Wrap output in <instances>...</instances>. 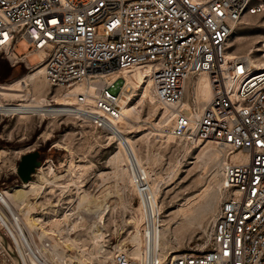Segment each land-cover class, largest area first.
Returning <instances> with one entry per match:
<instances>
[{"label": "built area", "instance_id": "2783aa9c", "mask_svg": "<svg viewBox=\"0 0 264 264\" xmlns=\"http://www.w3.org/2000/svg\"><path fill=\"white\" fill-rule=\"evenodd\" d=\"M248 15L264 16V0H0V58L11 66L23 62L26 70L43 64L49 85L64 91L75 83L93 84L92 91L76 93L77 101L88 98L92 104L69 107L91 116L95 125L105 127L121 109L117 81L107 74L151 63L159 100L175 109L169 139H211L224 150L222 197L203 246L164 252L146 232L142 260L123 243L101 264H264V64L256 66L246 54L225 53L235 25ZM18 39L32 48L16 54ZM261 47L264 59L263 42ZM31 52L39 56L33 64L26 62ZM200 71L208 75L212 96L196 115L195 95L191 108L174 104L184 99L187 80ZM49 101L55 102L53 96ZM3 102L22 104L32 114L38 107L33 96ZM45 161L33 176L41 166L46 169ZM134 168L136 197L148 225L159 213L151 209L143 171L135 163ZM1 190L0 232L19 264H97L88 258L79 262L77 248L58 244L72 227L51 224L57 211L45 210L43 226L26 230ZM107 240L102 252L108 250Z\"/></svg>", "mask_w": 264, "mask_h": 264}, {"label": "rangeland", "instance_id": "374dc122", "mask_svg": "<svg viewBox=\"0 0 264 264\" xmlns=\"http://www.w3.org/2000/svg\"><path fill=\"white\" fill-rule=\"evenodd\" d=\"M229 41L233 43L229 49L235 55L247 54L246 51L251 46L260 48L262 41L264 42V16L243 17L235 25ZM31 48L32 45L24 39H18L13 51L21 54ZM252 55L254 59H260L258 50ZM38 60L39 56L36 52L26 56V62L29 64ZM5 63L0 65L2 69ZM26 69L28 68L23 62H17L15 66L10 67L9 74L0 79V84L19 79L31 71L32 67ZM196 78L188 81L189 92H185L183 100L189 103L194 95L192 84ZM42 81H44L43 77ZM116 81L117 90L121 92L124 82L121 78ZM44 90L47 99L50 95L65 93L64 90L50 87L47 83ZM0 100L26 101L8 97H0ZM139 100H141V89L137 88L135 94L128 99V103L137 105ZM149 106V98H146L139 108L140 118L133 119L134 121L131 120L132 118H127L133 128L130 131L126 130V133L132 136L145 168L159 181L162 219L160 223H163V229L168 227V241L163 251L201 247L208 239L212 219L222 197V155L225 153L215 142L194 145L192 141H171L168 134H164L167 133L166 129L163 133H158L159 128L155 123L161 116V104L156 107L157 109ZM203 146L210 151L219 150L222 155L218 151L219 157L207 158L201 154ZM32 149L40 151L42 161L46 159L44 164L46 169L42 166L31 180H37L41 174L52 179L56 174L58 176L56 183L61 182L64 186H49L43 182L42 188L29 194V202L34 206L30 210L31 216L41 217L45 210L57 211V216H64L59 221V218L53 214L52 216H55L52 219L55 220L53 224L71 226L70 237L88 246L94 214L79 206L77 196L82 194V190L94 194L110 189L111 205L105 214L102 230L104 236L107 234L104 240L108 239L106 247L108 250L102 253L110 256L106 259L109 262L113 247L126 243L132 250L131 236L137 227L135 223L139 211L138 200L133 187L118 175V165L114 163L117 151L114 136L104 127L95 125L92 120L83 121L80 117L66 114L52 116L34 113L26 117L0 114V150H4L0 154V188L11 189L21 185L15 173L16 161L21 153ZM48 165L53 166V173ZM25 189L28 190L29 187ZM184 211L186 216L183 214ZM79 215L82 218L78 217ZM43 220L45 222L46 218ZM6 253L0 242V264H15L13 258ZM94 253L91 254L90 259L97 260Z\"/></svg>", "mask_w": 264, "mask_h": 264}, {"label": "bare ground", "instance_id": "6f19581e", "mask_svg": "<svg viewBox=\"0 0 264 264\" xmlns=\"http://www.w3.org/2000/svg\"><path fill=\"white\" fill-rule=\"evenodd\" d=\"M233 32V31H232ZM232 34V33H231ZM231 37V35H230ZM230 37L228 38L225 46V53L228 56L235 55L233 51H231L229 48L233 45L232 42H230ZM240 39V38H239ZM240 42V41H239ZM263 42V41H262ZM264 43V42H263ZM256 50H262V47H249L247 49V54L254 64L256 66H260L264 64V59L260 57L259 60H256L253 58V52ZM33 54V53H32ZM44 66L43 64H37L35 66H32V70L28 73L22 75L19 79H16L10 83H3L0 84V97H8L9 99L17 98V99H23L28 100L32 94H36L33 97L36 99V107L32 111L39 114H46V115H60V114H66L74 117H80L83 121L92 120L91 116L85 115L81 112H79L78 109H74V107L82 108L85 105L92 104L90 99H86L85 102L80 103L76 100V93L79 91H83L85 89H88L89 91H92L93 84H87L85 82L82 83H75L71 86H69L64 94L59 95H53L56 96L55 102H50L49 99L46 98L44 95V87L46 83L49 85L44 73H43ZM153 66L151 63H136L130 66H126L117 70H114L107 74V78L109 80H115L118 78H121L124 82V86L122 87V93L120 97V105L121 109L120 112L115 117H110L109 122L105 124L104 128L110 132L115 139L116 145H117V151L114 156V163L118 165V175L121 176V179L123 181H128L131 187L135 190V194L137 196V188H136V182H135V176L136 171H134V174L132 173V170H135L134 163L137 165L139 169H141L144 173V177L147 184L148 193L150 195L151 200V209L152 206L154 208V212L156 213L158 209V221L156 218V215H153L152 223H148L146 225V219L143 209V203L141 202L138 207L139 211L136 214V228L134 234L131 236V241L133 243V248L131 250L132 255L137 257L138 259H143L144 252H145V233L148 232L150 236H153V242L155 246H157L162 251L165 248V245L167 244V230L168 227L163 229V223L161 216H160V209L161 206L159 204V194H160V186L159 181L156 179L155 175L151 173V171L147 170L144 165V161L142 160L139 151L135 145L134 140L132 139V136H130L128 133H126V130L132 129L133 125L128 122L127 118L133 119H139L140 118V106L145 101L146 98H149V107L156 108L161 104L160 107V119L158 122L155 123V126L159 129L158 133H163V130H167L170 128L172 122H173V115H174V107L173 105L165 104L161 102L157 96V93L152 86L151 82V74H152ZM42 77L44 81H42ZM197 77V78H196ZM196 78L193 86V92L195 95V99L198 101V104L193 111L196 115L200 112L203 105L209 101V99L212 96V90H211V84L208 78V75L206 71H200L196 74L194 77ZM193 78H189L186 82V91L189 92V80H192ZM188 83V85H187ZM50 86V85H49ZM32 87V89H31ZM51 87V86H50ZM137 88L141 89V100L138 101L137 105H131L128 103V99L131 98V95L135 94ZM32 90L34 93H32ZM123 95V96H122ZM23 102V101H21ZM20 102V103H21ZM9 103V102H7ZM20 105V106H19ZM174 105H181L185 108H191V104L187 100H182ZM69 106H74L73 108H70ZM22 104L17 103H9L6 104L2 100H0V112L3 110L6 113L9 114H16L20 117H26L32 113L29 111L31 110H24ZM157 109V108H156ZM93 121V120H92ZM134 121V120H133ZM132 121V122H133ZM138 121V120H137ZM154 124V123H153ZM154 126V125H153ZM139 128V127H138ZM167 134V133H164ZM187 142V141H186ZM194 145H199L200 143H209L214 142L211 139L202 141L199 139L192 140ZM217 144V143H216ZM218 145V144H217ZM219 146V145H218ZM203 146L201 149V154L207 158L210 157H217L220 153L210 151L209 149L205 148ZM219 148L223 150L220 146ZM217 149V148H216ZM224 151V150H223ZM4 150H0V154H2ZM222 155V153H221ZM219 157V156H218ZM224 159V154L222 155ZM232 157H239L238 153H232ZM1 158V157H0ZM133 158V161H132ZM213 159V158H212ZM3 161V160H2ZM1 162V160H0ZM45 163V162H44ZM4 164V163H2ZM76 166V165H74ZM71 167V166H70ZM49 170L53 173V166L48 165ZM72 168V167H71ZM74 168V167H73ZM221 168V167H220ZM42 169V166L37 171L39 172ZM72 171V169H70ZM222 171V170H221ZM50 172V173H51ZM117 173V171H116ZM115 173V174H116ZM117 175V174H116ZM54 178L48 179L46 175H40L37 180H31L21 182V185L15 186L11 189H2L1 194L5 200H7L13 208L19 213V217L21 218V225L26 230H32L35 227L42 226L43 222L41 221L42 218L36 215L31 216L32 212H30L31 209H33L32 203L29 202V194L36 192L38 189L43 187V182L45 184H48L49 186H59L63 187L64 185L56 183V174L53 175ZM223 179V177H222ZM220 186V185H219ZM29 189H25L28 188ZM110 190V189H109ZM104 190L99 193H86L82 190V194L77 196V203L80 207L84 208V210H89L94 214V219L92 223V230L90 234V240L88 243V246H85V244H80V242L76 238H71L69 235H60V240L58 241L59 245H63L66 247H75L78 249L77 259L82 261L84 258L90 259L92 256L91 254L94 253L95 257L97 258V264H101V261H105L110 256L104 255L102 253V245L104 241V232L103 225L105 220V214L111 205L110 202V193L112 191ZM188 209V208H187ZM186 210V209H185ZM88 211V212H89ZM185 211L183 214L185 215ZM186 216V215H185ZM78 217H81L80 215ZM82 218V217H81ZM96 218V219H95ZM55 222V220H53ZM53 221L51 222L53 224ZM55 224V223H54ZM91 245V250H88V247ZM88 250V251H87ZM177 251V250H171L170 252ZM106 253V252H105ZM91 256V257H90ZM94 257V259H95Z\"/></svg>", "mask_w": 264, "mask_h": 264}, {"label": "water", "instance_id": "95a60500", "mask_svg": "<svg viewBox=\"0 0 264 264\" xmlns=\"http://www.w3.org/2000/svg\"><path fill=\"white\" fill-rule=\"evenodd\" d=\"M42 160L41 153L38 149H32L26 152H23L19 155L16 165L15 173L18 179L21 182L28 181L32 178L33 173L36 170V167L40 165ZM0 242L3 247L6 249L7 253L13 258L15 264H19L16 258V255L12 251L10 245L0 232Z\"/></svg>", "mask_w": 264, "mask_h": 264}, {"label": "trees", "instance_id": "16d2710c", "mask_svg": "<svg viewBox=\"0 0 264 264\" xmlns=\"http://www.w3.org/2000/svg\"><path fill=\"white\" fill-rule=\"evenodd\" d=\"M3 62H6V63H5V65H4V69H2V68L0 67V79H2L3 77H5L6 75H8L9 72H10V67H12L11 65H9V64L7 63V61H5L4 59H0V65H2ZM15 65H16V64H15ZM15 65H14V66H15ZM20 70H21V69H20Z\"/></svg>", "mask_w": 264, "mask_h": 264}]
</instances>
